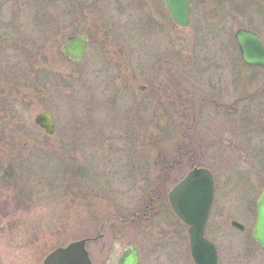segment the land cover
Segmentation results:
<instances>
[{"label":"rangeland","instance_id":"obj_1","mask_svg":"<svg viewBox=\"0 0 264 264\" xmlns=\"http://www.w3.org/2000/svg\"><path fill=\"white\" fill-rule=\"evenodd\" d=\"M240 27L264 43V0H192L186 27L163 0H0V264H41L54 248L95 236L111 207L129 216L156 181L152 161L184 151L188 163L159 180L160 204L192 162L208 168L215 184L205 236L219 263L264 258L250 239L264 143L257 135L255 153L246 147L262 117L264 72L241 61ZM71 35H86L101 51L87 47L82 60L68 61L61 49ZM217 92L232 106L228 124L213 104ZM43 111L52 135L34 122ZM218 140L232 148L216 160ZM134 226H121L122 238L91 242L93 264H115L131 244L141 264H194L188 242L159 241Z\"/></svg>","mask_w":264,"mask_h":264},{"label":"water","instance_id":"obj_2","mask_svg":"<svg viewBox=\"0 0 264 264\" xmlns=\"http://www.w3.org/2000/svg\"><path fill=\"white\" fill-rule=\"evenodd\" d=\"M173 22L181 27L189 23L191 0H164ZM234 38L242 62L249 66L264 68V45L260 37L246 28H237ZM86 35H71L62 46V55L71 62L80 61L85 54ZM34 122L45 134L55 132L51 115L45 111L35 115ZM214 183L211 172L204 167L193 168L169 192L168 200L175 214L187 225L188 243L194 264H218L215 245L205 237V224L213 201ZM230 225L243 231L245 226L231 220ZM253 239L264 249V191L256 201V217L252 227ZM88 239L74 240L65 246L50 251L43 264H91L85 248ZM116 264H139L137 249L129 246L124 249Z\"/></svg>","mask_w":264,"mask_h":264},{"label":"flooded vegetation","instance_id":"obj_3","mask_svg":"<svg viewBox=\"0 0 264 264\" xmlns=\"http://www.w3.org/2000/svg\"><path fill=\"white\" fill-rule=\"evenodd\" d=\"M164 8H165V4H164ZM165 10H166V8H165ZM169 16H170V14H169ZM88 40H89V38L87 37V41ZM101 46H103V45H101ZM101 46L100 45H87V42H86L85 53H86L87 47L89 49L95 48L96 51H101L100 50L102 48ZM248 67L250 69H255V68L260 69L261 71L264 72V68L260 67V66H248ZM249 83H253V76L252 75L249 76ZM147 88H148L147 84L139 85L136 87V89L139 92H144ZM252 95H254V94H252ZM159 96H161V94ZM216 96L217 97L212 99V101H213L214 106L216 107L217 115H222V114L226 115V117H227L226 122L228 124L229 120L232 121V118H230L232 115V113H231L232 106L226 105V103L222 101L223 94L221 95L219 92H217ZM148 98L150 100H152V99L155 100L158 97H156L155 95H151ZM261 105H262V102H261ZM263 106H264V102H263ZM158 109L159 108H156L155 106H153V108H151V112H154L155 110H158ZM255 109L256 108H252V107H249L247 109V111H248L247 114L251 115L249 120L247 121V123L250 122L251 126H253V121H254L253 116L255 115L252 112H254ZM261 112H262L261 113L262 117L260 118L259 125L253 126V129L250 130V132H251L250 133L251 134L250 139H249V141H247V144H246V147H247V150L249 153L250 152L255 153V152H253V150L250 146L251 141H253V139L256 138L255 136H257V135L259 136L257 143L259 141H260V143H258V144L264 143V107L261 109ZM183 113L187 117V113L185 110H183ZM151 114L155 115V113H151ZM251 126H250V128H251ZM188 129H189V127L188 128L186 127L185 130L188 131ZM184 141L189 142V140H187L185 138V135H184L183 142ZM215 144H216V148L214 149V151H215V154H217L216 160H218L220 156L224 157V155H222V154L220 155L221 152H219V151L226 149V154H227L230 152V149L232 148V145L230 144V142L226 143L225 140H222V141L218 140V143L215 142ZM182 146H184V145H182V143H179L178 147L180 148ZM263 147H264V145H263ZM233 149H234V147H233ZM223 153L225 154V152H223ZM175 157L176 158H172V159H167L166 157H163V158H161V162H158L157 159L155 161H152L151 169L152 170L154 169L156 174L157 173L158 174L156 176V181L154 182V184H152L148 187V195L146 197L148 200L146 201V199L144 198L143 207H135V209H133L130 212L129 216L125 215L119 209L120 207H111L113 210L109 212V214L105 217V219L100 221V223H99L100 229L98 230L97 234L93 237H90V236L85 237L86 239H88L85 243V248H86L87 253L89 255L91 264H93L92 259H91L92 251L89 250L90 249L89 244L91 242H95L98 239L100 241H103V240L107 241L108 237H109V233L112 236L111 239H115V237L122 238L123 237L122 236L123 230H121V226L124 229V226L135 225L134 226L135 228L145 231L146 232L145 234L157 236L159 241H160V238H169V240L175 239L178 242H180V246H182L181 243L186 244V242H188L187 225L182 220H180L178 218V216L175 214V212L173 211L172 207L169 204L168 194L171 191V189L188 174L189 171H191L193 168H199V166L195 165V163L191 161L192 164L189 167L190 169L186 172V174L176 184H174V186L167 193L168 205L164 206V204H160V202H159V201H163V199H164L163 189L165 188L164 186H160L159 180L162 178H166L167 175L170 176L172 174V172L175 173L174 172L175 169L182 166V164H184V163H188V160H189L188 154L186 151H184L182 154L175 156ZM263 157H264V148H263ZM158 170H160V171L157 172ZM262 170H263V174H264V167L262 168ZM212 176H213V173H212ZM213 183L215 184L214 177H213ZM164 185L166 186V183ZM262 191H264V189ZM177 225L180 226V228H178ZM184 225L186 227V234H185V230H183ZM154 227L159 228V229L156 232L152 231L151 229ZM113 230H114V232H113ZM159 231H160V233H159ZM161 231H163V232L161 233ZM250 239H251L253 245L257 249L261 250L262 253L264 254V249H262L261 246L257 242H255V240L252 238V236L250 237ZM106 243L107 242H105V243L103 242V244L101 243V246H102L101 251L102 252L106 251V248H107ZM129 246H133L137 249L138 256H139V264H141V249H140V247L133 245V244L128 245L127 247H129ZM127 247H125V248H127ZM165 253L169 254V252L167 250ZM217 256H218V252H217ZM43 260H44V258L42 259L41 264H43ZM251 260L252 261L254 260V264H264V258L262 256L258 257V258H256L255 256H252ZM115 264H116V262H115ZM218 264H220L219 263V257H218Z\"/></svg>","mask_w":264,"mask_h":264},{"label":"trees","instance_id":"obj_4","mask_svg":"<svg viewBox=\"0 0 264 264\" xmlns=\"http://www.w3.org/2000/svg\"><path fill=\"white\" fill-rule=\"evenodd\" d=\"M261 1H263V0H261ZM6 172H7V171H6ZM9 176H10V174H9ZM9 176H8V177H9Z\"/></svg>","mask_w":264,"mask_h":264}]
</instances>
